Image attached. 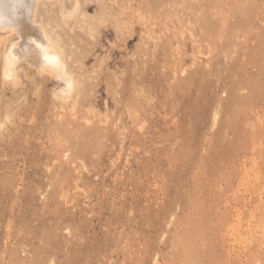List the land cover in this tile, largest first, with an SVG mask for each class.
I'll list each match as a JSON object with an SVG mask.
<instances>
[{
  "label": "rangeland",
  "instance_id": "374dc122",
  "mask_svg": "<svg viewBox=\"0 0 264 264\" xmlns=\"http://www.w3.org/2000/svg\"><path fill=\"white\" fill-rule=\"evenodd\" d=\"M64 2L0 0L72 78L0 52V264H264V0Z\"/></svg>",
  "mask_w": 264,
  "mask_h": 264
},
{
  "label": "bare ground",
  "instance_id": "6f19581e",
  "mask_svg": "<svg viewBox=\"0 0 264 264\" xmlns=\"http://www.w3.org/2000/svg\"><path fill=\"white\" fill-rule=\"evenodd\" d=\"M62 6H63L64 11L69 12V9H71L72 7L74 9V7L76 8L78 6L77 0H65L64 4ZM79 10H80V8H79ZM79 10H77V12ZM73 13H75V12H73ZM62 14L64 15V13H62ZM72 15H74V14H72ZM77 15H78V13H77ZM36 16H37V14H36ZM64 16H66V15H64ZM66 17H68V16H66ZM26 20L21 19L20 21H15L14 19L9 20V17L7 18V16L0 17V52H2L3 57H4L3 59L5 60V63L3 62L5 68L3 67V69H6V72L8 75L14 76L15 79H13L14 78L13 77V78H11V80L12 79L14 81L16 80V83H17L18 82L17 80L21 79L20 74L18 72V66L17 65L19 63V60L23 58V57L22 58L19 57L18 52H19V49H23V52L26 51V49H27V52H28L27 55H29L31 57V60H30L31 64H36L39 67H47V68H49L48 66H50L49 69L52 70V68H53V71H55V73H56V75L60 81L62 80L64 82L71 83L72 78L69 75L70 72L68 73L66 71L67 67L65 68V62H64L62 56L58 52H55L53 50L52 40H51L50 36L48 35V33L44 30V28L39 23L32 26V24H30L28 22V20L27 21ZM6 28H7L6 31L9 30L8 32H11L12 31L11 29H13V31L16 30V32L18 33L19 39H16L17 37L12 38V36H11V38H9L10 34L7 35L4 32L3 33L5 35L3 36L1 34V30L6 29ZM8 28H10V29H8ZM8 32H6V33H8ZM7 41H10V42L7 43ZM22 43H24V45H26V49L23 47L20 48ZM5 45H6L5 48H7V47L8 48L1 50V47L2 46L4 47ZM45 57H47V59ZM30 62H29V64H30ZM23 68H24V70L26 69V67H23ZM51 70H48V71H51ZM42 72H44V71H42ZM51 73H53V72L51 71ZM56 75H55V77H56ZM8 79H10V78H8ZM14 81H12V82H14ZM14 84H15V82H14ZM73 90H74V88H73ZM70 95L71 94L67 95L66 98H63L64 96L62 98L61 97H59V98L63 99V101H65V102H67V101H69V99L72 96V95L71 96ZM2 123H4V122H2Z\"/></svg>",
  "mask_w": 264,
  "mask_h": 264
},
{
  "label": "clouds",
  "instance_id": "9594fccd",
  "mask_svg": "<svg viewBox=\"0 0 264 264\" xmlns=\"http://www.w3.org/2000/svg\"><path fill=\"white\" fill-rule=\"evenodd\" d=\"M69 87H71V85H69Z\"/></svg>",
  "mask_w": 264,
  "mask_h": 264
},
{
  "label": "snow or ice",
  "instance_id": "6c2138e0",
  "mask_svg": "<svg viewBox=\"0 0 264 264\" xmlns=\"http://www.w3.org/2000/svg\"><path fill=\"white\" fill-rule=\"evenodd\" d=\"M47 59V57H45Z\"/></svg>",
  "mask_w": 264,
  "mask_h": 264
}]
</instances>
